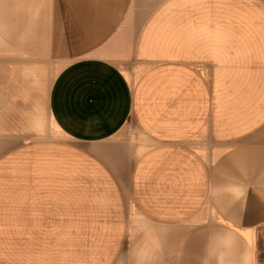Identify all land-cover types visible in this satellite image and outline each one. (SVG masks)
I'll return each instance as SVG.
<instances>
[{
    "label": "crops",
    "instance_id": "1",
    "mask_svg": "<svg viewBox=\"0 0 264 264\" xmlns=\"http://www.w3.org/2000/svg\"><path fill=\"white\" fill-rule=\"evenodd\" d=\"M264 0H0V264H257Z\"/></svg>",
    "mask_w": 264,
    "mask_h": 264
},
{
    "label": "rangeland",
    "instance_id": "2",
    "mask_svg": "<svg viewBox=\"0 0 264 264\" xmlns=\"http://www.w3.org/2000/svg\"><path fill=\"white\" fill-rule=\"evenodd\" d=\"M257 264H264V227L258 232L256 242Z\"/></svg>",
    "mask_w": 264,
    "mask_h": 264
}]
</instances>
